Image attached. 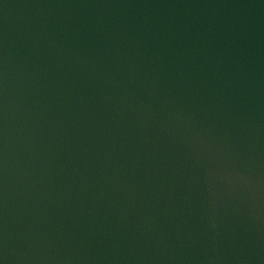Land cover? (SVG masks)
Returning <instances> with one entry per match:
<instances>
[{
	"label": "water",
	"instance_id": "95a60500",
	"mask_svg": "<svg viewBox=\"0 0 264 264\" xmlns=\"http://www.w3.org/2000/svg\"><path fill=\"white\" fill-rule=\"evenodd\" d=\"M0 264H264V0H0Z\"/></svg>",
	"mask_w": 264,
	"mask_h": 264
}]
</instances>
